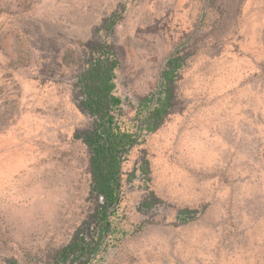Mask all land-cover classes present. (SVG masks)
<instances>
[{"label":"rangeland","instance_id":"obj_1","mask_svg":"<svg viewBox=\"0 0 264 264\" xmlns=\"http://www.w3.org/2000/svg\"><path fill=\"white\" fill-rule=\"evenodd\" d=\"M98 39L118 60L115 120L139 133L90 264H264V0H0V264H59L91 213L74 134L92 122L77 81Z\"/></svg>","mask_w":264,"mask_h":264},{"label":"trees","instance_id":"obj_2","mask_svg":"<svg viewBox=\"0 0 264 264\" xmlns=\"http://www.w3.org/2000/svg\"><path fill=\"white\" fill-rule=\"evenodd\" d=\"M113 24L107 25L110 29ZM180 57L169 59L164 72L162 94L152 96L156 105L143 119L146 130L154 131L163 122L173 97V80L181 66ZM118 65L114 46L106 40L95 41L88 49L85 68L78 76L77 107L92 118L89 127L75 132L89 152L91 213L74 230L69 242L56 251L59 264H90L104 235L110 229V217L121 197L120 164L131 147L138 144V133L122 130L113 110L121 100L113 93L114 70ZM146 96L144 100H148ZM100 199V201H98ZM96 233V240L88 234Z\"/></svg>","mask_w":264,"mask_h":264}]
</instances>
